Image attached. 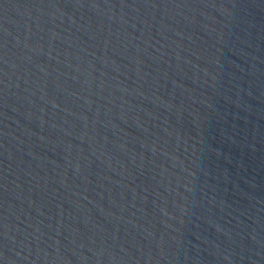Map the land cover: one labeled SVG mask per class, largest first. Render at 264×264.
<instances>
[{"label": "water", "instance_id": "95a60500", "mask_svg": "<svg viewBox=\"0 0 264 264\" xmlns=\"http://www.w3.org/2000/svg\"><path fill=\"white\" fill-rule=\"evenodd\" d=\"M0 264H264V0H0Z\"/></svg>", "mask_w": 264, "mask_h": 264}]
</instances>
